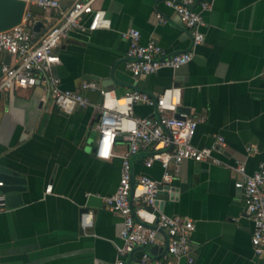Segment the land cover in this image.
<instances>
[{
  "label": "crops",
  "instance_id": "1",
  "mask_svg": "<svg viewBox=\"0 0 264 264\" xmlns=\"http://www.w3.org/2000/svg\"><path fill=\"white\" fill-rule=\"evenodd\" d=\"M57 1V9L29 7L28 29L35 36L76 0ZM165 1L99 0L104 26L73 30L62 40L60 63L52 73L61 88L80 90L91 102L88 107L65 113L39 83L0 92V164L24 179L20 204L0 211V264H113L119 258L122 217L105 206L103 197L117 188L121 158L102 160L94 154L102 99L96 91L81 89L89 81L118 98L133 90L156 96L179 87L184 113L201 119L193 145L213 147L212 155L221 162L169 165L173 178L161 191L158 208L193 220L194 260L168 255L161 232L148 248L150 259L163 264H264V255L253 253V224L234 187L238 164L252 174L264 158V0H195L197 10L203 2L210 6L202 11L205 40L192 60L177 70L161 68L134 78L125 67L123 31L137 29L141 43L155 39L168 54L190 48L188 30ZM37 22L41 26L35 31ZM14 62L12 55L0 53V75ZM133 111L138 117L153 115L152 107L141 103ZM219 137L223 145L217 143ZM249 146L257 152L247 151ZM114 151L124 154L126 142L119 139ZM145 156L142 152L132 159L134 176L160 181L161 165L146 167ZM83 213L92 216L85 227ZM142 252L136 248L125 264H137Z\"/></svg>",
  "mask_w": 264,
  "mask_h": 264
},
{
  "label": "built area",
  "instance_id": "2",
  "mask_svg": "<svg viewBox=\"0 0 264 264\" xmlns=\"http://www.w3.org/2000/svg\"><path fill=\"white\" fill-rule=\"evenodd\" d=\"M98 2L74 1L61 13L55 24L35 36L28 29L31 18L29 7L57 9L59 3L57 0H26L20 23L0 31V53L15 57L13 64L2 68L0 92L12 88L30 89L39 82L48 91L53 103L65 113L91 105L80 90L61 88L60 80L52 73V68L60 63L57 48L71 31H94L104 26L105 13L97 5ZM165 4L174 10L188 30L190 48L168 54L155 39L141 43L137 29L123 31L121 36L128 42L125 67L134 78L156 73L161 68L179 69L192 60L194 49L205 40L201 30L204 25L202 11L209 8V3H201L199 10L195 8V0H166ZM156 16L162 19L159 13ZM81 89L96 91L102 99L97 106L95 156L102 160L114 156L121 158L117 188L113 194L103 197L105 206L122 217V244L117 249L119 258L113 264H125V258L136 248L143 250L142 264H163L160 260L152 261L148 249L157 243V234L160 232L164 235L168 255L182 257L192 263L193 220L186 216L166 214L158 208L157 202L161 191L173 178L169 171L171 163L178 165L184 160H192L221 164L212 155L213 147L199 148L192 143L201 119L185 113H181V118L176 117L181 105L179 87L166 88L156 96L133 90L120 98L93 81L82 83ZM138 103L152 107L153 115L135 116L133 110ZM117 137L126 142L127 151L124 154L114 151ZM217 143L223 145V139L219 137ZM247 151L257 152V148L249 146ZM142 152H146V167H151L154 162L161 165L163 175L160 181L144 174L134 176L132 159ZM235 170L238 178L234 181V187L241 192L245 212L253 224L252 250L255 255L263 256L264 158L252 174L246 172L243 164H238ZM50 190L51 187H47L46 191ZM3 209V196H0V211ZM91 220V213L82 214V226L90 225Z\"/></svg>",
  "mask_w": 264,
  "mask_h": 264
},
{
  "label": "water",
  "instance_id": "3",
  "mask_svg": "<svg viewBox=\"0 0 264 264\" xmlns=\"http://www.w3.org/2000/svg\"><path fill=\"white\" fill-rule=\"evenodd\" d=\"M25 5L26 0H0V31L7 30L20 23ZM40 26L41 23L37 22L33 29L38 31ZM181 113H184L183 107L178 108L176 117L181 118ZM119 139L120 137H117V140ZM0 182L2 183L0 185V196H3L4 207L20 204V192L24 186L23 177L0 164ZM137 264H142L140 259Z\"/></svg>",
  "mask_w": 264,
  "mask_h": 264
}]
</instances>
